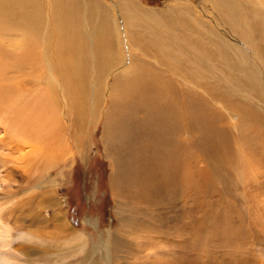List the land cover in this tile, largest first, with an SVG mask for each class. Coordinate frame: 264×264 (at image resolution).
<instances>
[{
  "label": "bare ground",
  "instance_id": "1",
  "mask_svg": "<svg viewBox=\"0 0 264 264\" xmlns=\"http://www.w3.org/2000/svg\"><path fill=\"white\" fill-rule=\"evenodd\" d=\"M203 4L199 11L178 2L0 0V186L53 184L49 173L83 156L86 128L101 123L116 182L142 171L139 180L158 190L189 143L184 130L204 149L218 133L217 114L233 113L230 105L252 112V99L264 96V0ZM163 144L169 149L161 162ZM3 224L0 242L9 248ZM71 239L81 250L88 241L84 233ZM89 250L95 257L101 249ZM2 254V264H11L12 253Z\"/></svg>",
  "mask_w": 264,
  "mask_h": 264
},
{
  "label": "rangeland",
  "instance_id": "2",
  "mask_svg": "<svg viewBox=\"0 0 264 264\" xmlns=\"http://www.w3.org/2000/svg\"><path fill=\"white\" fill-rule=\"evenodd\" d=\"M138 1L151 8L178 2L200 11L205 0ZM230 34L246 41L242 33ZM254 98L259 107L251 103L252 112L240 114L230 105L233 113L211 119L218 133L204 149L193 130H184L181 139L189 143L158 190L139 180L142 171L139 179L116 182L114 164L103 151L102 125L90 124L84 155L54 168L53 184L0 186V223L10 231L9 248L0 242V264L5 250L12 253L11 264H264V96ZM157 149L162 162L169 146ZM121 215L127 232L118 238ZM80 233L88 240L82 250L71 239ZM93 247L101 249L95 257Z\"/></svg>",
  "mask_w": 264,
  "mask_h": 264
}]
</instances>
